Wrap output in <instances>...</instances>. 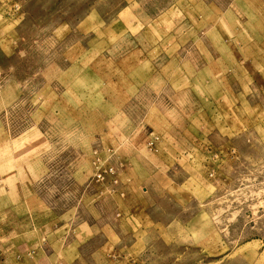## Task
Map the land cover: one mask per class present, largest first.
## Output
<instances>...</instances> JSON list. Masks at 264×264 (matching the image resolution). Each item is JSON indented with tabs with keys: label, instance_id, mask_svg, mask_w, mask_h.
<instances>
[{
	"label": "rangeland",
	"instance_id": "obj_1",
	"mask_svg": "<svg viewBox=\"0 0 264 264\" xmlns=\"http://www.w3.org/2000/svg\"><path fill=\"white\" fill-rule=\"evenodd\" d=\"M3 186L31 246L105 223L74 264H264V0H0Z\"/></svg>",
	"mask_w": 264,
	"mask_h": 264
},
{
	"label": "crops",
	"instance_id": "obj_2",
	"mask_svg": "<svg viewBox=\"0 0 264 264\" xmlns=\"http://www.w3.org/2000/svg\"><path fill=\"white\" fill-rule=\"evenodd\" d=\"M8 160H10L9 155L6 156V163H8ZM3 182L4 181H2V183ZM90 185L92 184L89 183L88 186ZM0 191L5 193V195H7V198L9 199L8 186L0 187ZM16 201L18 206L20 207L21 198L18 197ZM0 216H3L1 219L2 221L7 220L10 225L11 223H15V221H17V224L19 225L21 222H24L25 219H27L25 213H22V215L19 216L17 215L16 217H10L8 212H5ZM10 227L13 231L10 233H5L4 236L5 238L11 237L12 240L10 239L8 244L0 249V264H74L75 262L81 261L82 257L87 256L85 253H83V246L91 243L94 239H96V237L100 235L101 231L105 234L103 236L104 240L99 244V247L91 249V251H89V254L91 256L105 254L106 248H108V240L112 239L110 233H106L105 223L100 224L99 227L91 221L88 222L81 220L72 230L71 239L68 243L70 244L69 247L65 246L56 250L54 248V245L57 242L56 241L52 244L53 247H48L47 243L44 248H37L35 245L31 246V242L35 237L39 238L40 231L36 230L34 232L32 230H26L24 227H18V229L16 230L17 227L14 228L12 225ZM60 229H63V226H61L60 228L56 227L55 229L51 230L49 232V235L51 236L52 234H56V232ZM46 237L49 241L50 237ZM53 238L56 239L57 237L54 235ZM11 241L15 243V246L17 247L11 245ZM68 259H71V262H68Z\"/></svg>",
	"mask_w": 264,
	"mask_h": 264
},
{
	"label": "built area",
	"instance_id": "obj_3",
	"mask_svg": "<svg viewBox=\"0 0 264 264\" xmlns=\"http://www.w3.org/2000/svg\"><path fill=\"white\" fill-rule=\"evenodd\" d=\"M156 140H158L157 137H154L151 141V144L154 145L156 143ZM115 168L113 166H106L100 167L97 165L96 172L93 175V178L96 182L103 181L107 176H113L115 174Z\"/></svg>",
	"mask_w": 264,
	"mask_h": 264
}]
</instances>
